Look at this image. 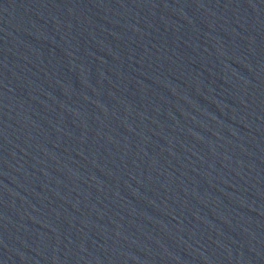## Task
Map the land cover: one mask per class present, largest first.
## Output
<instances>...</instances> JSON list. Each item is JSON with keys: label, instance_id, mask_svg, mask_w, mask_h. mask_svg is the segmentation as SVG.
<instances>
[{"label": "water", "instance_id": "95a60500", "mask_svg": "<svg viewBox=\"0 0 264 264\" xmlns=\"http://www.w3.org/2000/svg\"><path fill=\"white\" fill-rule=\"evenodd\" d=\"M0 264H264V0H0Z\"/></svg>", "mask_w": 264, "mask_h": 264}]
</instances>
